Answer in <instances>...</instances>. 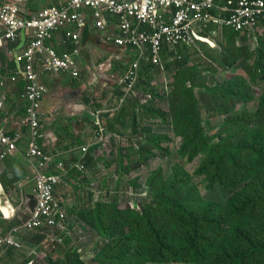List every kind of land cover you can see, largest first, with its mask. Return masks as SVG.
I'll return each instance as SVG.
<instances>
[{
  "label": "built area",
  "instance_id": "1",
  "mask_svg": "<svg viewBox=\"0 0 264 264\" xmlns=\"http://www.w3.org/2000/svg\"><path fill=\"white\" fill-rule=\"evenodd\" d=\"M107 16L117 19V31L116 34H107L105 42L136 52L135 59L119 80L124 92L120 100L137 97L139 100L135 105L139 106L151 98L150 93L142 96L138 88L142 61L163 73L161 55L164 50L177 53L184 48H198L202 43H209L214 48L218 45L216 41L221 42L224 38L225 30L250 38L264 20V0H227L225 3L217 0H69L59 6L42 8L30 16L20 3L11 0L1 3L0 0V48L16 42L23 34L29 39L17 55L22 63V73L8 75L11 82L24 81L21 99L26 105L25 113L16 122L18 128L13 134L0 127V164L17 150L18 142L27 129L30 143L26 161L33 172L34 182V194L27 195L18 207L8 204V201L0 202V251L5 247L22 250L24 243L19 235L24 231L44 235L40 243L29 247L26 252L30 257L27 264L35 263V259L40 257L38 251L46 247V242L55 248L65 243L62 247L77 252L87 264H96L92 261L105 243L86 222L71 213L74 207L81 208L85 204L83 196L86 190L95 191L96 201L103 198L93 180L88 187L80 182L86 174L82 162L84 155L72 166L73 170L83 174L80 180L69 178L71 168L64 162H58L52 171L54 155L45 148V134L41 129V108L46 88L40 76L43 73H66L72 78H80L83 31L90 24L104 30ZM55 41L63 46V50L57 49ZM164 88L168 93L167 83ZM5 99V94H2L0 108ZM97 135L105 156L117 150V147L114 150L110 147L111 140L104 135L103 126L99 127ZM88 149L89 146H82L80 151L85 154ZM100 171L104 175L106 167ZM137 174L133 171V178ZM138 182L139 187L130 188L128 200L124 203L132 210L136 207L143 210L152 201L149 185L141 177ZM75 191L80 193L78 197ZM73 198L77 200L75 203L71 202ZM16 218V223L3 226L4 221Z\"/></svg>",
  "mask_w": 264,
  "mask_h": 264
},
{
  "label": "trees",
  "instance_id": "2",
  "mask_svg": "<svg viewBox=\"0 0 264 264\" xmlns=\"http://www.w3.org/2000/svg\"><path fill=\"white\" fill-rule=\"evenodd\" d=\"M231 32L238 35L237 32ZM86 36L87 32L85 31L83 37ZM217 44L223 46L222 42L218 41ZM196 54L195 51L193 60L200 62ZM259 54H262L261 51ZM169 56L174 57L173 60L167 63L166 67L168 69L172 66L179 69L176 74L188 68L190 61H192V57L183 50H179L177 53L170 52L164 58L167 59ZM150 69L149 65L141 66L138 87L147 84L146 75ZM227 84V81L220 82L216 80L212 84V89L222 88ZM229 84L222 94L219 93V97L232 96L237 98L236 105L245 104L251 99L255 100L256 96L253 93L248 96L247 92L249 91L242 93L232 90L234 87L241 91L248 90L249 86L246 85L245 81L237 79L234 83L229 82ZM122 95L123 93L120 92L118 96L122 97ZM201 100L203 101L202 98ZM125 102L127 103L120 109L116 120L119 125H124L128 114L126 106L131 103L130 100ZM146 106L149 108L145 106L141 108L143 110L147 108V113L154 114L153 116L165 118L170 115L171 119L173 117V130L176 135L183 138L181 150L184 152L190 144L194 145L193 152L188 153L189 157L194 158L205 150L204 147L209 146L210 139L206 138L207 134L202 131L200 123L184 125L185 128L192 129V131L187 130L186 133L181 132L179 134L175 126L178 123L176 114L171 113L172 110L165 114L155 109L154 106ZM136 110L135 108L132 113V127L133 133L136 134L135 139L138 140V146H141L142 140L140 139L143 138L144 134L148 135L149 128L143 125V115L139 117ZM239 118V116H230L225 122L230 123L231 126L240 123H245L246 126L249 125L246 122V117L242 121H239ZM199 119L202 120L200 115ZM152 138H156V136L149 137L148 135L146 141L149 139V142L141 149H146L147 145H152ZM165 138V135H161L159 139H155V146L161 148L159 142ZM263 142L264 136H259L257 133L254 134L252 143L248 140V135L243 137L239 133L234 143L229 142L228 139H220L210 146L207 151V159L199 167V173L208 172L211 175L210 182L219 185V187L234 190L225 204L203 200L197 196V190L188 186L189 182L186 181L185 177L170 176L168 181L163 182L160 191L154 190L149 183L152 191V201L143 210L141 209L138 212L128 210L126 216L123 214V217L120 216L123 222H125L124 219L126 220L125 223L131 229L129 235L122 234L119 238H109V229H101L92 225L91 230L96 231L101 240L105 241L96 256L98 264L169 262L264 264V164L257 165L255 163L258 159H264ZM145 160V158L136 160L127 169L129 171L137 169ZM88 161L93 162L92 158H89ZM122 174H124L123 171ZM156 198H158L157 202H155ZM89 200L91 201V197ZM97 205L99 208H105L99 203ZM90 206V203L84 204L81 208L76 206L71 213L82 219L79 213L88 212ZM113 207L115 208V206ZM114 210L118 209L115 208ZM131 218H134L133 221ZM98 219L99 223L105 225L102 215H99ZM140 219L144 221V224L141 223L142 220ZM86 223L91 225L88 222ZM25 234H29V236L26 237ZM19 236L22 242L25 239L23 243L28 248L35 247L44 239V235L32 231H24ZM131 241L136 243L135 246H132ZM5 248H12L20 252L19 249L13 247ZM47 257L49 264H87L77 252H72L69 249H66L61 258L53 259L51 253Z\"/></svg>",
  "mask_w": 264,
  "mask_h": 264
},
{
  "label": "crops",
  "instance_id": "3",
  "mask_svg": "<svg viewBox=\"0 0 264 264\" xmlns=\"http://www.w3.org/2000/svg\"><path fill=\"white\" fill-rule=\"evenodd\" d=\"M11 1L20 3L21 8L30 16L42 8L53 5L59 6L60 4L67 3L69 0ZM217 1L225 3L227 0ZM5 2H10V0H1V3ZM106 22L104 30L94 28L90 24L83 31L79 58L81 67L80 78H72L66 73L54 75L43 73L40 76V81L46 88L41 108V129L45 134V141L43 143L47 151L54 155V167L52 171L55 170V165L58 162H64L68 168H71L69 178L74 181L80 180L83 174L77 170H73L74 167L72 166L80 162L82 155H84L82 162L86 168V174L80 180L82 186L99 177L100 174L103 175L100 169L104 166L106 167V173L103 175L104 179L109 181L112 176L111 172H117L121 169L124 172V174H121L122 177H128L127 185L131 186L133 176L131 170L127 169L130 165L127 159V152H131L130 150L135 151L139 147L138 140L135 139L136 134L133 133L132 113L136 108V112L140 117L141 107H147V103L152 99L153 90L162 88L165 83L164 78L169 84V81L177 75L176 73L179 72V69H175L172 66L167 69V63L173 60L174 57L169 56L165 59L164 56H168L170 53L167 50H164L161 55L164 75L159 68L153 67L146 61H142L143 66L149 65L151 67L149 73L146 75L147 82L150 79H154L153 83L155 85L149 89L146 87L148 84L140 85L139 87L143 90L142 96L150 93L151 98L145 104H140L139 106L132 102L129 103V106H126L128 114L124 125H119L116 122L120 113L119 111L127 103L121 101V97L118 96L120 92L124 94L119 80L129 64L135 59L136 52L133 49L120 48L106 43L105 38L107 34H116L117 19L107 16ZM85 31L87 32V36L84 38ZM227 32V30L224 31V38H221L222 43L225 41ZM230 33V40L234 41L233 44L236 47L239 45L240 48L248 40L246 36L233 34L231 31ZM253 36H255V38L253 37L254 39L257 37V44H259V40H264L263 22L253 32ZM27 39L28 36L23 34L16 42L0 48V97L2 94L6 96L3 106L0 108V127L9 134L16 132L18 128L16 122L24 115L26 105L21 99L24 81L20 79L16 82H11L8 80V75L17 72L22 73V63L17 59V55L24 48ZM54 45H57L56 47L59 51L63 50V46H60L58 42L55 41ZM216 59L219 61V58ZM1 82L4 83L1 84ZM159 94L164 95L162 92H159ZM148 105L162 110L165 114L170 111L157 101ZM170 120L171 116L168 115L163 121L169 122ZM161 122L155 120L148 123L143 122V125L146 128H151L152 132L157 135L171 137L172 134L167 132L168 125L166 127L160 126ZM170 125L173 134L177 137L178 135L174 132L172 124ZM100 126L104 127V135L110 137V147L113 150L117 147V150L112 151L108 156H105L103 144L100 143L97 135ZM147 138L148 135L144 134L143 138L140 139L142 140V145L147 142ZM29 143L30 137L28 130L25 129L23 137L18 142L17 150L0 164V177L3 173H6L9 178L17 180L16 185H13L12 188L4 189L0 184L1 204L2 201H8V204L18 207L27 195L32 196L34 194L33 172L26 161ZM82 146H89L85 154L80 151ZM124 153H126L124 156L118 158ZM89 158H92L93 162H89ZM121 167L125 168L122 169ZM75 194L78 197L80 193L75 191ZM87 195L91 197L92 202H96L92 192L85 191L83 198ZM105 198L108 199L107 196ZM17 221V218L11 219L4 221V224L8 227L9 224L16 223ZM25 236L28 237L29 234H25ZM23 242H25V239H23ZM27 247L24 243V248L19 250L20 252L12 248H3L0 251V264H27L30 260V257L26 254L29 249Z\"/></svg>",
  "mask_w": 264,
  "mask_h": 264
},
{
  "label": "rangeland",
  "instance_id": "4",
  "mask_svg": "<svg viewBox=\"0 0 264 264\" xmlns=\"http://www.w3.org/2000/svg\"><path fill=\"white\" fill-rule=\"evenodd\" d=\"M230 34V31L226 33L225 41L222 44L223 46L217 45L211 48L209 43H202L198 48L182 49L192 57L189 67L172 78L171 81H169L170 85L164 78L165 83L169 86L168 93H165L167 91H165L164 83L161 89L153 90L152 99L147 103L148 105L157 101L162 103L165 109L172 110L171 113L173 112L174 115L176 114L178 123L175 124V126L179 134L181 132L186 133L187 130L190 132L192 131V129L185 128L184 125L187 126L189 123H191V125L200 123L202 131L207 134L206 138L210 139L209 146L204 147L205 150L194 158L189 157L188 153L193 152L194 145L190 144L184 152L181 150V147L179 148V145L181 146L183 143V138L176 137L173 134L170 125L172 124L173 117L169 122L163 121V117L153 116L154 114L147 113L146 110L149 107L140 110V115L141 117L143 115L144 123L153 122L155 120L162 121L160 126L166 127V125H168L167 132L172 134V136H166L165 139L160 141V148L155 146L154 141L155 139H159L161 135H156L150 128L148 132L149 137L156 136V138H152V145H147L146 149H141L142 146L149 142L148 139L145 144L137 147L135 151L130 150L131 152H127V159L130 164L141 158L146 159L143 161L141 167L136 170L138 177H136L134 181H131L134 187L139 185L138 181H140L141 177L145 183H150L154 190L160 191L162 190L163 182L168 181L170 176H179L180 178L185 177L186 181L189 182L188 186L197 190V196L201 197L203 200L225 204L234 192L231 188L219 187V185L210 182L209 179L211 175L208 172L199 173L200 165L207 159V151L210 146L218 142V140L228 139L229 142L234 143L240 133L243 137L248 135V140L252 143L254 141V134L257 133L259 136H264V40H259V44H257V37L254 39L255 36L252 34L251 38L254 40L248 39L239 48V45L236 47L233 44L234 41L230 40ZM195 51L197 52L196 55H198L200 62L193 60ZM260 51L262 53L261 55L259 54ZM216 58H219V61ZM162 74L164 75V73ZM237 79L245 81L249 89L241 91L237 87H234L232 90L242 93L249 91L247 92L248 96H250V93H253V95L256 96L255 100L251 99L248 102L245 101V104L236 105V101H238L237 98H233L232 96L226 98L219 97V93L222 94L228 85H230L229 82L234 83ZM216 80L220 82L227 81L228 84L222 88L212 89V84ZM153 82L154 79H150V81L147 82L148 89L155 85ZM139 90L143 93L140 87ZM159 92H162L164 95L159 94ZM129 100L135 104L139 99L134 97L126 101ZM161 109L163 108L161 107ZM160 112L165 113L162 110H160ZM199 115L202 120L199 119ZM230 116H239V121H242L243 118L246 117V122H248L249 125L246 126L245 123H240L231 126L230 123L225 122ZM125 154L126 153L121 154L118 158ZM255 163H257V165H263L264 159H258ZM112 173L115 174L113 175ZM121 174L122 171L119 169L117 172H111L112 176L109 181L104 179L101 174L99 177L94 178L93 181L97 184V189L102 190L101 193L103 194V198H99L95 203H92L88 199V195L85 196L83 198V203H90V209L88 212L84 211L79 213L82 220L91 224L88 225L91 229L93 226L101 229H109L108 236L113 239L121 237L122 234L129 235L131 233L130 227L125 223L126 220L124 219L125 222H123V220L120 219V216H126V212L132 210L124 205L125 201L128 200L124 186H127L129 179L125 176L122 177ZM131 174L133 176V170H131ZM90 182L91 181L87 182L85 187H88ZM106 190L108 199L105 198ZM92 193L94 194L95 191ZM71 197H73L72 193ZM76 201L77 200L73 198L71 202L75 203ZM157 201L158 198L155 199V202ZM97 203L105 208H99ZM111 205L115 206L118 210H114L115 208ZM99 215L103 216L105 225L99 223ZM133 219L134 218H131L132 221ZM141 223L144 224V221L142 220ZM3 226L6 227V225ZM53 233L55 234V231H53ZM64 244L61 246L58 245L55 248L50 246V242H46V247H42L38 251L40 257L35 259L36 261L34 264H49L47 256L50 253L53 259L63 257L66 251V248L62 247ZM131 244L135 246L136 243L131 241ZM92 263L98 264V259L96 258ZM151 264L192 263L169 262Z\"/></svg>",
  "mask_w": 264,
  "mask_h": 264
},
{
  "label": "water",
  "instance_id": "5",
  "mask_svg": "<svg viewBox=\"0 0 264 264\" xmlns=\"http://www.w3.org/2000/svg\"><path fill=\"white\" fill-rule=\"evenodd\" d=\"M17 180L15 178H9L6 173H3L0 177V184L4 189L12 188L16 185Z\"/></svg>",
  "mask_w": 264,
  "mask_h": 264
},
{
  "label": "clouds",
  "instance_id": "6",
  "mask_svg": "<svg viewBox=\"0 0 264 264\" xmlns=\"http://www.w3.org/2000/svg\"><path fill=\"white\" fill-rule=\"evenodd\" d=\"M240 35H241V34H240ZM248 38H249V37H248ZM249 39H251V37H250ZM140 167H141V166H140ZM140 167H138V168H140ZM138 168H137V169H138ZM137 169H133V171H136ZM136 177H138V176H136ZM136 177H134V178L132 179V181H134V179H135ZM147 184H148V183H147ZM148 185H149V184H148ZM137 187H139V185L136 186V187H134L133 184H132L131 186H128V185H127V186L125 187V191L127 192V193H126L127 196H128V191L130 190V188H135V189H136ZM149 187H150V185H149ZM150 188H151V187H150ZM150 203H151V202H150ZM150 203H148V204H150ZM148 204H146V206H147ZM146 206H145V207H146ZM135 210L140 211L141 209H139L138 207H136ZM135 210H134V211H135Z\"/></svg>",
  "mask_w": 264,
  "mask_h": 264
},
{
  "label": "bare ground",
  "instance_id": "7",
  "mask_svg": "<svg viewBox=\"0 0 264 264\" xmlns=\"http://www.w3.org/2000/svg\"><path fill=\"white\" fill-rule=\"evenodd\" d=\"M3 210L6 212V214H8V211L6 209H3Z\"/></svg>",
  "mask_w": 264,
  "mask_h": 264
}]
</instances>
